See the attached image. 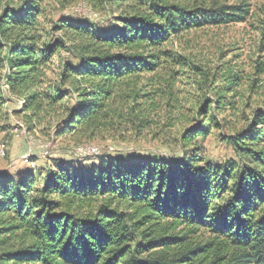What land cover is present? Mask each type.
<instances>
[{
  "label": "trees",
  "instance_id": "obj_1",
  "mask_svg": "<svg viewBox=\"0 0 264 264\" xmlns=\"http://www.w3.org/2000/svg\"><path fill=\"white\" fill-rule=\"evenodd\" d=\"M5 1L0 107L6 87L23 99L28 123L62 111L60 137L140 136L152 128L157 105V93L147 89L165 65L189 69L215 97L201 104L199 123L182 136L179 160L108 158L89 171L58 163L48 171L0 172V264H264V101L248 114V104L235 100L239 72L218 77L167 48L180 34L243 22L249 12L181 0H110L123 11L118 25L63 20L48 29L42 0L16 7ZM260 30L264 52V20ZM254 69L256 79H247L253 90L264 75L261 58ZM233 117L239 123L226 125ZM223 127L234 158L214 164L196 142ZM197 231L208 238L184 244Z\"/></svg>",
  "mask_w": 264,
  "mask_h": 264
},
{
  "label": "rangeland",
  "instance_id": "obj_2",
  "mask_svg": "<svg viewBox=\"0 0 264 264\" xmlns=\"http://www.w3.org/2000/svg\"><path fill=\"white\" fill-rule=\"evenodd\" d=\"M24 1L6 0L5 4L16 7ZM181 1L197 2L206 8L236 6L249 12L243 22L218 27L206 26L180 34L167 48L174 55L185 57L198 67L211 70L212 75L220 77L228 71L239 72L243 82L237 88L235 100L248 104V114L255 107H263L264 75L259 78L254 90L251 88L252 82L247 79H256V59L259 57L264 62L260 41V35H263L260 26L264 20V0ZM39 5L42 10L41 21L48 29L63 20L84 21L98 28L113 27L118 25L117 20L123 14L110 0H42ZM53 35L60 37L64 33L54 32ZM169 67L162 66L152 77L153 85L147 92L157 93L156 110L151 113L153 125L140 136L119 131L94 140L84 139L77 134L60 137L58 133L62 127V111L54 112L41 124L28 123L26 115L22 113L23 99L3 87L4 105L0 107V172L19 174L29 169L48 171L58 163L89 171L92 166L108 158L121 161L183 158L185 150L181 146L182 136L199 123L200 115L197 111L201 104L213 99L215 95L209 93L205 85L201 90L189 69ZM50 77L53 79L54 75ZM225 122L226 125L230 122L236 124L238 120L233 117L227 118ZM228 133L225 127L214 129L207 138L197 140L196 151H200L202 158L214 164L233 159L232 149L221 139L222 134ZM208 236L205 231H197L188 234L184 244L206 240ZM160 251L161 248H158L144 256H154Z\"/></svg>",
  "mask_w": 264,
  "mask_h": 264
}]
</instances>
